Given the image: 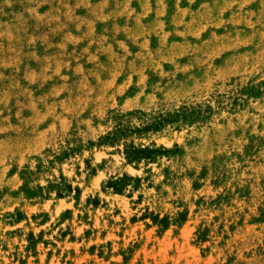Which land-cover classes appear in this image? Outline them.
<instances>
[{
    "label": "rangeland",
    "instance_id": "obj_1",
    "mask_svg": "<svg viewBox=\"0 0 264 264\" xmlns=\"http://www.w3.org/2000/svg\"><path fill=\"white\" fill-rule=\"evenodd\" d=\"M0 264H264V0H0Z\"/></svg>",
    "mask_w": 264,
    "mask_h": 264
},
{
    "label": "trees",
    "instance_id": "obj_2",
    "mask_svg": "<svg viewBox=\"0 0 264 264\" xmlns=\"http://www.w3.org/2000/svg\"><path fill=\"white\" fill-rule=\"evenodd\" d=\"M121 131H122L121 128L118 127L114 133H120ZM106 137H108V135H106L105 138ZM156 150L157 149H152L149 147L141 148V147L130 146L129 148L124 149V153L127 162L130 163L132 161H139L140 159H149L152 156V153L155 152ZM128 179L129 177L124 175L122 178H117L114 181L110 182V186H112L115 191H119L121 189L120 186L125 185L124 181ZM67 188L69 189L70 186L68 185ZM153 220L157 221V216H155ZM167 222H168L167 217L158 219V223L162 224L163 226H166Z\"/></svg>",
    "mask_w": 264,
    "mask_h": 264
}]
</instances>
